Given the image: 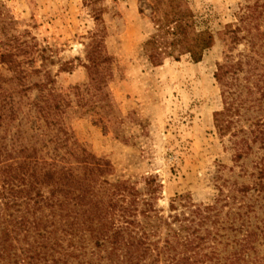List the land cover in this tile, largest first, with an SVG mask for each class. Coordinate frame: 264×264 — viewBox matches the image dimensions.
I'll list each match as a JSON object with an SVG mask.
<instances>
[{"label":"trees","instance_id":"obj_1","mask_svg":"<svg viewBox=\"0 0 264 264\" xmlns=\"http://www.w3.org/2000/svg\"><path fill=\"white\" fill-rule=\"evenodd\" d=\"M147 2L155 29L144 45L149 61L159 66L166 57L189 55L201 62L215 36L197 29L188 1ZM95 13L100 20L101 14ZM262 18L264 0L246 6L237 24L228 27L227 39L239 44L246 38L242 31L252 34L246 22L256 21L254 29L259 31ZM249 38L253 55L229 56L215 73L224 105L216 115L220 137L237 136L234 130L248 103L264 105V73L258 74L264 70V32ZM17 58L12 51L0 55V63L12 72L7 89L0 83V264H264L256 248L260 238L264 240V165L252 189L263 196L241 205L231 221L221 222L217 204H195L184 196L173 201L167 217L147 201L139 208L127 182L108 180L111 163L88 151L65 125L71 93L54 87L48 73L43 74L47 82L27 85L31 74ZM88 60L91 84L71 90L77 112L105 111L111 105L106 75L99 68L107 57L91 52ZM94 88L96 101H88ZM34 89L38 98L30 100L28 93ZM108 121L109 112L98 119L103 125ZM255 139L264 149V130ZM257 210L263 217L253 220L250 215ZM226 229L235 233L232 243L221 233ZM87 233L94 243L92 252L87 251Z\"/></svg>","mask_w":264,"mask_h":264},{"label":"rangeland","instance_id":"obj_2","mask_svg":"<svg viewBox=\"0 0 264 264\" xmlns=\"http://www.w3.org/2000/svg\"><path fill=\"white\" fill-rule=\"evenodd\" d=\"M187 1L197 29L215 36L214 46L199 63L189 55L166 57L159 66L149 61L144 45L155 29L147 0H0V55L6 51L18 55L21 68L31 74L27 85L47 82L43 74L48 73L54 87L71 93L65 125L88 151L111 163L108 180L127 182L137 194L139 208L147 201L167 217L173 201L184 196L195 204H217L221 222L231 221L241 205L263 196L252 189L264 165V149L255 139L264 130V105L248 103L234 130L237 136L220 137L216 115L224 105L215 73L229 56L253 55L249 37L264 32V18L259 31L254 29L256 21H247L252 34L242 31L246 38L237 45L229 42L226 32L246 6L263 0ZM91 52L107 57L99 69L106 75L111 107L77 112L71 90L91 84L86 67ZM35 69L42 74H32ZM11 76L0 63V83L6 89ZM95 94L91 89L86 99L96 101ZM28 95L34 100L39 94L34 89ZM255 97L259 99V94ZM108 112L110 121L98 123ZM244 188L250 191L245 193ZM250 216L263 217L260 210ZM221 233L232 243L234 232ZM242 234L237 237L242 239ZM86 239L87 251H94L89 233ZM22 245L27 246H17ZM256 248L264 257L262 238Z\"/></svg>","mask_w":264,"mask_h":264}]
</instances>
